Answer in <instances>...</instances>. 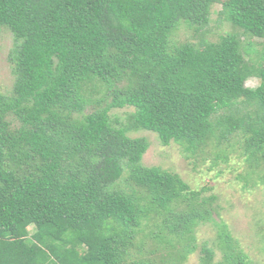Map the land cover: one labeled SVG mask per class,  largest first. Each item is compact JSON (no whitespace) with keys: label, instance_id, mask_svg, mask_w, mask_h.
I'll use <instances>...</instances> for the list:
<instances>
[{"label":"trees","instance_id":"obj_1","mask_svg":"<svg viewBox=\"0 0 264 264\" xmlns=\"http://www.w3.org/2000/svg\"><path fill=\"white\" fill-rule=\"evenodd\" d=\"M217 1L0 0L14 76L0 92V264H180L204 223L216 264H247L214 196L143 166L148 142L128 135L152 131L194 156L213 145L214 163L238 145L241 179L264 184V49L239 37L264 39V0H224L234 31L215 41L171 40L180 22L204 27ZM125 171L130 193L115 185ZM147 236L168 257L142 258Z\"/></svg>","mask_w":264,"mask_h":264},{"label":"rangeland","instance_id":"obj_2","mask_svg":"<svg viewBox=\"0 0 264 264\" xmlns=\"http://www.w3.org/2000/svg\"><path fill=\"white\" fill-rule=\"evenodd\" d=\"M219 0L212 4L208 23L194 31L184 22H180L177 29L172 33L173 43L192 42L196 43L201 39L215 41L220 35L233 32L231 24L220 14L221 4ZM243 44L247 40L252 42L257 50L264 49L263 38H245L239 34ZM13 48V36L6 28L0 31V92L10 94L14 80L12 62L10 59ZM257 78H249L245 85L253 88L257 86ZM91 109L86 108V111ZM131 107L113 108L110 110L112 120L125 121L126 114L131 112ZM130 137H144L148 142V148L142 156L141 164L147 167H159L172 173L178 174L190 188L202 191L203 196H214L213 218L223 220L228 226L232 237L238 242L240 248L246 254L247 264H264V184L247 183L241 179L247 171V164L238 155V145L228 148V158L223 161L217 158L214 163V146L209 145L203 155H191L185 150V146L171 141L168 145H162L156 133L147 130L130 131ZM128 173L125 171L122 177L116 182L126 192L130 193V184L126 179ZM130 182V181H129ZM144 235L139 233V238ZM195 248L187 255L180 264H201L204 255L201 248L206 246L214 250L212 264L222 259V253L217 247L216 228L211 223H204L195 228ZM139 240V239H138ZM155 242L151 237L144 239V255L142 258H149L159 262V258L167 250L161 249L150 253L148 249L154 247ZM132 251H136L133 249ZM168 257V256H167Z\"/></svg>","mask_w":264,"mask_h":264}]
</instances>
